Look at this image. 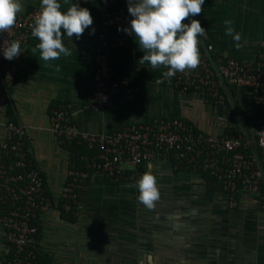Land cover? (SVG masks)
<instances>
[{"label":"crops","instance_id":"0c3cea01","mask_svg":"<svg viewBox=\"0 0 264 264\" xmlns=\"http://www.w3.org/2000/svg\"><path fill=\"white\" fill-rule=\"evenodd\" d=\"M38 1L21 0L23 11L17 15ZM57 2L62 13L74 4ZM116 3L128 8L127 0ZM79 5L90 11L93 24L78 40L64 35L70 56L45 62L39 51H32L39 41L29 40L21 46L8 88L0 75V145L6 142L8 123L23 127L29 155L51 199H58L63 175L74 164L73 153L57 142L48 126L49 111L62 103L68 105L72 124L84 133L108 135L129 124L181 118L206 135L225 136L230 127L239 130L249 142L246 153L258 154L254 140L261 114L246 88H233L234 98L224 91L234 114L231 118L208 99L180 95L155 82L162 79L163 66L138 63L144 53L134 36L124 47L112 50L108 59L113 77L131 79L138 86L134 100L116 95L107 108L85 109L94 39L101 32L110 36L112 30L104 25L107 14L97 2ZM190 19L206 30L199 38L201 45L212 46V57L250 59L264 39V0H205L202 13ZM225 20L233 21L232 27L241 33L240 49L226 35ZM148 171L156 177L160 193L151 210L138 202L139 191L131 182L110 184L99 175H88L74 217L52 214L39 219V256L47 264H264V211L249 195L240 194L236 208L230 209L222 192L207 193L198 173L172 171L168 163L155 160L142 165L141 174ZM3 234L0 226V264Z\"/></svg>","mask_w":264,"mask_h":264},{"label":"built area","instance_id":"2783aa9c","mask_svg":"<svg viewBox=\"0 0 264 264\" xmlns=\"http://www.w3.org/2000/svg\"><path fill=\"white\" fill-rule=\"evenodd\" d=\"M70 1L97 2L107 14L104 25L112 30L110 36L101 32L94 39V69L84 108L90 111L107 108L116 95L132 102L138 94V86L131 79L113 77L108 68L110 52L124 47L132 37L122 30L130 26L132 19L128 8L119 6L116 0ZM40 5L41 0L26 13L17 15L15 26L0 34V46L6 47L13 40H18L21 46L29 40H37L31 32ZM183 23L190 24L188 19ZM198 50L200 64L195 70L177 72L171 81L165 80L163 84L180 95L210 100L222 114L227 112V105L220 87L226 84L246 88L261 114L254 140L258 154L246 153L249 142L240 133L206 135L181 118L129 124L108 135L84 133L72 124L68 105L62 103L49 111L50 132L59 144L83 146L91 153L89 159L80 157L83 165L73 164L63 175L58 199L53 200L47 193L40 169L29 155L23 127L8 123L6 142L0 145L2 264H46L37 252L41 217L61 213L74 217L80 206L81 186L88 175H99L112 182H131L142 176L137 167L152 160L168 163L172 171L183 168L208 174L219 183L230 209L236 208L238 195L247 194L254 205L264 211V39L250 59L212 57V46L204 44L202 47L200 40ZM17 58L6 60L0 51V75L6 88L15 73Z\"/></svg>","mask_w":264,"mask_h":264},{"label":"clouds","instance_id":"9594fccd","mask_svg":"<svg viewBox=\"0 0 264 264\" xmlns=\"http://www.w3.org/2000/svg\"><path fill=\"white\" fill-rule=\"evenodd\" d=\"M204 3L205 0H127L132 19L130 26L122 30L134 36L144 53L138 61L140 65L148 63L152 68L163 66L167 69L162 79H156L157 84L171 81L177 72L186 73V70H195L199 66L198 38L204 37L206 30L198 20L191 19L190 24L183 21L200 15ZM60 9L61 4L57 0H41L40 11L32 26L31 35L39 41L32 51H39L45 62L58 60L61 55L70 56V50L62 42L64 35L78 40L93 24L90 11L80 7L79 3L72 4L63 13ZM22 11L21 0H0V34L15 26L17 14ZM223 23L226 35L240 49L241 33L232 27L233 21L225 20ZM0 51L9 61L22 53L18 40H13L6 47L0 46ZM56 71H60L59 66ZM135 186L139 191L138 202L149 210L153 209L160 198L156 177L150 171L145 172Z\"/></svg>","mask_w":264,"mask_h":264},{"label":"trees","instance_id":"16d2710c","mask_svg":"<svg viewBox=\"0 0 264 264\" xmlns=\"http://www.w3.org/2000/svg\"><path fill=\"white\" fill-rule=\"evenodd\" d=\"M234 87L233 86H229V85H222L220 87V91L221 93L224 95V91L227 89L228 92H229V95L234 98L233 96V89ZM235 102V101H234ZM236 103V102H235ZM226 105H227V112H226V116H229L230 118L231 117H234L233 115V111L231 109V106H229L226 102ZM218 112L220 113L221 110L218 109ZM237 133H240L239 130H235L234 128L230 127L229 129V133H227L226 135L227 136H232L234 134H237ZM242 135V134H241ZM63 146L64 148H66L68 151L72 152V156H71V159H72V162H74L75 166L77 167L78 165H83V161H81L80 157L81 156H85L86 159H89V156H90V153L88 150H86L83 146H78V145H75V144H72V143H69V144H63L61 145ZM248 150L249 147H248ZM141 167L142 166H138L137 169L141 172ZM183 169V168H182ZM179 168L178 171H189V170H182ZM200 175L202 176L203 180L205 181L206 183V190H207V193L209 192H213V191H220L221 192V188H220V185L219 183H217L211 176H209L208 174L206 173H200ZM105 182L107 183H110V184H120V183H123V181H116V182H112V181H109L108 179H105L103 178ZM139 180V179H138ZM137 179L136 180H133L131 181L132 184L136 185V182L138 181ZM262 188H264V186L262 185ZM239 196V195H238ZM60 216L62 217H69V219H71L72 217H70L68 214L67 215H64V214H60ZM40 259L46 263L42 257H40ZM47 264V263H46Z\"/></svg>","mask_w":264,"mask_h":264},{"label":"water","instance_id":"95a60500","mask_svg":"<svg viewBox=\"0 0 264 264\" xmlns=\"http://www.w3.org/2000/svg\"><path fill=\"white\" fill-rule=\"evenodd\" d=\"M188 20L191 21L190 18H189ZM199 40H200V38H199ZM203 45H204V44H202V47H203ZM218 78L221 79V77H220L219 75H218Z\"/></svg>","mask_w":264,"mask_h":264}]
</instances>
